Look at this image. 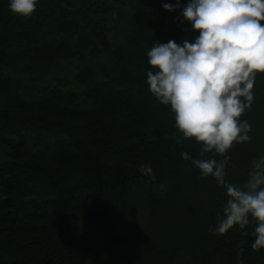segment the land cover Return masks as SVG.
I'll list each match as a JSON object with an SVG mask.
<instances>
[{"label": "trees", "instance_id": "1", "mask_svg": "<svg viewBox=\"0 0 264 264\" xmlns=\"http://www.w3.org/2000/svg\"><path fill=\"white\" fill-rule=\"evenodd\" d=\"M165 2L39 0L24 17L0 0V264H264L254 224L209 230L227 197L181 152L214 153L148 90V50L191 28ZM253 91L232 183L264 153V74Z\"/></svg>", "mask_w": 264, "mask_h": 264}, {"label": "clouds", "instance_id": "2", "mask_svg": "<svg viewBox=\"0 0 264 264\" xmlns=\"http://www.w3.org/2000/svg\"><path fill=\"white\" fill-rule=\"evenodd\" d=\"M38 2L9 0L8 7L30 17ZM162 7L169 12L181 9L191 28L180 43L157 41L148 50V63L154 69L147 72L148 90L170 106L183 137L201 144V155L214 153L195 158L181 152L202 178L213 177L227 197L217 224L209 230L224 235L234 227L244 230L254 224L251 247L264 249V153L253 157L242 183L226 179L229 150L252 139L251 125L241 117L253 105L258 73L264 74V0H187L185 4L175 0ZM139 171L155 179L150 165H139ZM237 264H242L239 256Z\"/></svg>", "mask_w": 264, "mask_h": 264}, {"label": "rangeland", "instance_id": "3", "mask_svg": "<svg viewBox=\"0 0 264 264\" xmlns=\"http://www.w3.org/2000/svg\"><path fill=\"white\" fill-rule=\"evenodd\" d=\"M65 78H71V76H64ZM76 88L74 87V86H67V87H65V90H75ZM99 246H101V245H99ZM103 246V245H102ZM104 247V246H103ZM109 250H106L105 251V247H104V253L106 254V252H108Z\"/></svg>", "mask_w": 264, "mask_h": 264}]
</instances>
